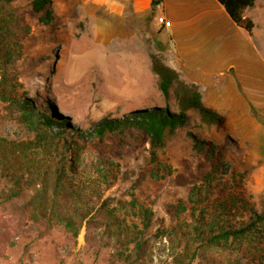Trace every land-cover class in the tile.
<instances>
[{
	"label": "rangeland",
	"instance_id": "rangeland-1",
	"mask_svg": "<svg viewBox=\"0 0 264 264\" xmlns=\"http://www.w3.org/2000/svg\"><path fill=\"white\" fill-rule=\"evenodd\" d=\"M30 1L14 0L12 4L19 19L15 33L22 44L13 65L17 92L32 98L54 122L68 123V127L60 124L63 136L66 141H77V163L91 173L98 195L93 201L98 205L105 199L115 205L128 200L129 190L136 185L135 195L153 211L146 253L138 264H177L173 256L181 250V234L192 220L190 189L200 183L207 168L192 150L191 134L224 147L222 157L239 175L234 184L239 206L231 214L236 219L246 215L240 213L243 210L262 215L245 255L261 256L264 263V0H255L244 12L254 24L250 34L236 26L215 0H203L208 18L200 23L193 19L181 35L171 33L169 20V26L157 25L156 13H135L124 2L116 10L95 0H49L51 24L46 25L30 10ZM173 12L178 13L175 8ZM172 39L190 54L191 66L171 53ZM152 56L175 67L167 97L151 69ZM192 84L202 105L224 121L221 125L207 123L196 110H187L188 124L167 139L155 163L150 162L149 145L135 140L136 132L120 150L111 148L110 140L96 149V141L77 138L76 133L104 118L153 107L175 111L184 87ZM51 127L52 133L60 128L57 124ZM16 132L15 125L0 121V138L7 135L16 140ZM58 139L51 148L45 145L33 151L45 159L54 154V146L61 145ZM0 152L11 159L19 153L14 146H1ZM17 156L10 163L0 161V188L7 189L12 182L3 179L5 167L16 175L26 172L23 195L0 202V264H126L116 254L120 245L112 237L105 244L104 216L96 218L102 222L89 234L82 227L75 242L61 226L46 231L33 221L29 201L34 204L40 197L38 186L33 187L38 167ZM181 203L186 206L183 212ZM207 256L209 263H229L224 253L210 251Z\"/></svg>",
	"mask_w": 264,
	"mask_h": 264
},
{
	"label": "trees",
	"instance_id": "trees-1",
	"mask_svg": "<svg viewBox=\"0 0 264 264\" xmlns=\"http://www.w3.org/2000/svg\"><path fill=\"white\" fill-rule=\"evenodd\" d=\"M216 1L236 26L249 34L252 32L253 21L246 17L244 12L254 5L255 0ZM13 2L14 0H0V121L12 123L17 132L14 133L16 140L10 139L7 135L1 137L0 147L18 148L17 155L20 156L21 162L27 165L32 163L34 167H38L33 187L38 186L36 194L40 197L34 204L29 201L31 219L40 222L46 231L51 227L61 226L75 242L82 227L89 234L102 222H97L96 218L104 216L107 220L105 228L108 231V240L105 244H108L112 237L114 242L120 245V250L116 253L119 258L126 264H138L146 253L145 244L153 220V211L135 195L133 189L136 185L129 190V199L119 201L116 205L106 199L99 205L93 201L95 196H98L95 192L96 186L90 178L91 173H87L85 168L77 163V141L73 139L66 141L63 136L62 126L68 127V123L54 122L44 109L36 107L32 98L17 92L18 88L13 81L16 74L13 65L21 53L22 44L15 33L19 19L16 8L12 6ZM48 3L49 0H31L29 4L30 10L38 14L39 19L46 25L51 24ZM41 11H45L46 14L40 16ZM151 69L158 74L159 88L167 97L175 79V72L153 56ZM183 91L184 95L175 111L153 107L133 111L122 117L104 118L91 124L87 130L76 133L77 138L88 143L96 141V149L102 147L101 144L106 140H110L111 148L118 147L120 150L127 146V140L136 132L138 137L134 136L135 140L149 145L148 156L150 162L155 163L160 153L164 151L167 139L188 124L187 110H196L207 123L221 125L224 121L220 114L202 105L201 95L193 84L184 87ZM53 124L60 127L54 133L50 131ZM191 138L192 150L197 152L199 159L206 163L207 168L201 173L200 183L192 185L190 189L189 210L192 220L181 234L183 246L174 254V262L207 264L208 253L216 251L227 256L228 264H264L261 256L245 255L247 244L258 233L262 215L249 214V211L243 210L240 213L246 215L236 219L235 214H231V210L239 206L240 199L235 193L234 186L239 175L232 171L231 165L222 157L224 147L217 148L211 141L199 140L192 134ZM55 139L61 141V145L54 146V154H49L45 159L39 157L35 149L33 151V148L45 145H50L51 148ZM17 155L11 159L0 152V161L3 159L10 163L18 157ZM165 169L167 172L170 171L169 167ZM1 174L3 179L7 178L12 182L7 189L0 188V202H9L22 196L26 172L21 171L16 175V171L8 166ZM82 178H85V182ZM179 206L182 212L186 210L183 203ZM130 245L132 246L129 247ZM240 252L243 254L239 255ZM215 263V260H212L209 264Z\"/></svg>",
	"mask_w": 264,
	"mask_h": 264
},
{
	"label": "crops",
	"instance_id": "crops-1",
	"mask_svg": "<svg viewBox=\"0 0 264 264\" xmlns=\"http://www.w3.org/2000/svg\"><path fill=\"white\" fill-rule=\"evenodd\" d=\"M96 2L108 6L111 9L121 8V3L129 5L135 13H147L153 12L155 15L162 14L167 20L171 22V33L180 34L187 31V28L194 22L200 23L201 20L207 17V13L202 9L203 0H177V3L172 5V0H95ZM153 1H158L157 4L153 5ZM216 1V0H215ZM217 2V1H216ZM118 3V4H117ZM177 11V15L174 14L173 10ZM170 14V15H169ZM228 16V15H227ZM208 18V17H207ZM200 21V22H199ZM199 25V24H198ZM174 39L170 42L171 53L175 54L177 59H182L184 62L190 65L189 58L190 54L180 50L174 43ZM166 65V64H165ZM171 69V65H168ZM191 66V65H190ZM229 66L228 68H230Z\"/></svg>",
	"mask_w": 264,
	"mask_h": 264
},
{
	"label": "built area",
	"instance_id": "built-area-1",
	"mask_svg": "<svg viewBox=\"0 0 264 264\" xmlns=\"http://www.w3.org/2000/svg\"><path fill=\"white\" fill-rule=\"evenodd\" d=\"M156 24L165 27L169 26L170 22L162 14H159L156 17Z\"/></svg>",
	"mask_w": 264,
	"mask_h": 264
},
{
	"label": "water",
	"instance_id": "water-1",
	"mask_svg": "<svg viewBox=\"0 0 264 264\" xmlns=\"http://www.w3.org/2000/svg\"><path fill=\"white\" fill-rule=\"evenodd\" d=\"M157 3H158V1H153V2H152L153 5H155V4H157Z\"/></svg>",
	"mask_w": 264,
	"mask_h": 264
}]
</instances>
